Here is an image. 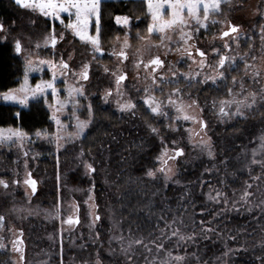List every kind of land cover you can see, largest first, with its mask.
<instances>
[{
    "label": "rangeland",
    "instance_id": "obj_1",
    "mask_svg": "<svg viewBox=\"0 0 264 264\" xmlns=\"http://www.w3.org/2000/svg\"><path fill=\"white\" fill-rule=\"evenodd\" d=\"M5 2L2 1L3 4ZM8 4L10 5H5L11 13L10 19L6 21L0 19L8 32L0 34V37L7 35L12 55L17 58L21 66L24 68L26 59H31L37 66L40 60L52 61L56 65L63 60L68 68L64 74L59 67L54 69L58 78L55 84L58 90L57 96L53 98L49 92L47 103L43 98L40 99L48 109L52 122L51 129L42 128L25 133L15 126L0 127L2 130L0 134L4 137L0 140V180H12L13 176L20 179V194L23 200L17 203V208L24 224L29 229L35 230V241L38 244L32 257L33 264H54L48 255L49 252L45 250L44 242H50L51 246L60 242L62 237H67L68 241L67 264H109L110 255L115 254V258H118L117 251H123L129 243L123 220H126L129 213L136 208L127 207V203L132 200L120 203L119 192L116 199H112L106 192L97 197L94 193V185L120 178L110 174L113 169L111 166L117 161L125 165L135 161L136 154L146 150L149 145L154 151L146 156H140L143 157L144 162L153 163L150 169L154 173L152 178L156 177L155 173H162L161 177L165 180V173L168 169H172L171 179L175 175L179 157L168 161L165 165L163 159L172 153V150L181 147L183 152L187 150L197 153L202 150L207 152L209 148L205 147L204 142L210 146L216 122L221 125L226 124L231 119L244 116L247 111L263 105L264 0L222 2L221 7L223 4L225 7H220L219 12L210 14L205 22L206 27H201L194 20H188V26H178L165 33L148 32V27L152 23L148 9L143 34L139 33L143 27H137V19L132 20L128 17L127 24L122 21L117 23L121 32L109 44H102L99 40V48L114 53L126 50L128 58L123 63L118 56L100 58L93 52L90 53V49L95 50L91 44L82 42L71 30L65 29L64 25L69 23L67 14H61L64 20V24H61L59 20L41 15L38 10L34 12L18 7L14 0ZM184 15L187 19V12ZM200 17L203 20L202 9ZM164 18H169L167 10ZM72 19L74 20V17ZM229 22L237 25L238 31L221 37L220 32L228 27ZM53 30L57 43L53 47L49 40L46 47L45 37L51 36ZM88 33L90 36H96L94 18L93 23L89 25ZM188 36H191V39ZM16 39L22 44L23 53L20 55L14 53ZM195 41L205 47L207 52L205 58L196 54L187 55L186 50L192 48V43ZM155 53L164 57L166 72L155 76L149 70L141 72L140 65L135 60L148 58L150 54ZM221 56L229 58L220 69L224 73L223 78L217 76V66ZM85 65H88L87 80L82 76ZM43 69L42 72L30 74L31 87H35L41 80L52 79L53 69L48 65H44ZM120 70H127V79L119 84L115 92L108 94V89L113 83L110 71L119 73ZM232 72L234 75L230 76L229 82L225 81V75ZM206 77H216V79L201 83ZM22 80L23 75L19 83L12 88H18ZM220 83L224 86L221 90L222 94L218 93V88L212 90ZM73 88L82 89L83 96L77 97L73 93L70 97L69 90ZM230 89L231 94H229ZM106 95L107 99H105ZM253 95H255V104L251 109L242 106V115H231L236 112L235 103L225 107L228 116L220 114L222 100L243 101L246 105L253 103ZM93 96L100 98L103 105H112L118 114L126 116H132L138 106L145 107L155 121V124L150 125L147 130L148 134L152 132L151 129L157 130L151 133L154 141L148 143L145 138L148 135L141 136L137 133L136 127L133 128L132 122L128 125L127 122L126 127H121L118 131L115 128L116 130L109 133L103 145L89 148L87 145L93 140V136L89 135L90 130L94 128L92 113L91 123L84 136L75 140L67 139L69 134L76 132V117L80 121L89 120L88 107L91 105L89 98ZM153 98L154 103H145L146 100L151 102ZM57 102L64 105L59 111H57ZM125 103H132L135 108L121 111L120 105ZM156 105L160 106L159 113H153L151 110ZM53 114L59 118L62 125L68 127H58L56 121L51 119ZM185 115L190 119L185 120ZM201 121L206 125L202 129H200ZM9 130L12 132L18 130L21 135L7 139L10 135ZM128 130L131 132L127 133ZM58 137L62 139L58 140ZM58 144L61 145L59 149ZM87 165L95 171L89 173ZM160 167L164 172L159 171ZM27 171H30L37 180V193L33 197L23 184ZM133 175L140 176L139 173ZM126 179L128 184L133 178L128 176ZM81 180H86L87 186L82 187ZM138 189L132 188L128 192L129 199L141 197V194L136 192ZM73 205L78 206L79 222L75 227L69 223L65 226L62 219L69 214L74 216ZM96 216L100 219L96 220ZM119 218L123 219H120L123 223L121 227L116 224V219ZM61 257L60 253H55L53 258L61 259ZM127 258L129 259V256Z\"/></svg>",
    "mask_w": 264,
    "mask_h": 264
},
{
    "label": "trees",
    "instance_id": "obj_2",
    "mask_svg": "<svg viewBox=\"0 0 264 264\" xmlns=\"http://www.w3.org/2000/svg\"><path fill=\"white\" fill-rule=\"evenodd\" d=\"M2 1L10 5L11 0H0V19L6 21L11 13ZM224 7L225 4L221 8ZM101 13L99 40L105 45L121 32L116 17L124 15L137 19V27H143L139 33L143 34L146 27L147 8L143 0H102ZM22 75L23 67L12 55L10 43L0 42V91L15 87ZM232 75L233 72L226 74L224 80L229 82ZM216 88L222 94L224 86L220 83L212 90ZM91 108L100 110L94 104ZM17 112L21 113L20 118L15 117ZM106 117L107 123H93V140L89 141V148L103 145L106 136L115 128L118 131L126 127L122 118L113 120ZM2 126H15L30 133L42 128L51 129L52 122L48 109L41 101L32 102L24 109L0 103ZM136 129L141 136L148 135L145 137L148 143L154 141L145 128ZM262 135L264 103L226 124L216 122L209 146L212 155L203 150L199 153L183 152L170 180L165 181L162 173H155L154 178L147 175L153 163L149 160L144 162L140 155L153 152L150 145L137 153L135 161L127 165L118 161L112 163L110 174L120 178L95 184V195L100 197L106 192L116 199L119 192L120 203L132 200L127 207L136 209L129 213L126 220L116 219L118 227L123 224L120 219L124 221L129 243L125 246L126 252L118 250L119 257L110 255L108 263L264 264V148H261L259 139ZM133 173L140 176L134 177ZM128 176L133 179L126 184ZM81 181L82 187L87 186L86 180ZM132 188H139L136 192L141 197L129 199L127 195ZM245 192L250 195L242 199ZM181 236L185 239H180ZM137 240L141 243H135ZM175 257L183 259L177 261Z\"/></svg>",
    "mask_w": 264,
    "mask_h": 264
},
{
    "label": "snow or ice",
    "instance_id": "obj_3",
    "mask_svg": "<svg viewBox=\"0 0 264 264\" xmlns=\"http://www.w3.org/2000/svg\"><path fill=\"white\" fill-rule=\"evenodd\" d=\"M147 4L148 14L152 18V23L148 27L149 33L154 32H161L165 33L168 30L175 29L178 26H188V20H194L196 24L200 25L201 27H206V21L209 19L210 14L217 13L220 10L221 3L222 2H229V0H145ZM14 3L23 9H30L32 11H39V13L45 17H51L55 20H59L61 24H64V20L61 18V14H67L69 23L64 25L65 29L71 30L74 36L79 37V39L82 42L91 44L95 51H99V37L102 32V13H101V3L102 0H14ZM203 11V20H201L200 17V11ZM169 12V18L165 19L164 14L165 11ZM185 12H187V19L185 18ZM74 17V20L72 19ZM94 18V26L96 31V36H90L88 33V28L90 23H93ZM117 23H120L121 21L124 24H127L129 21V18L127 16L125 17H116ZM238 31L237 27L234 25H229V31H225L222 33L223 36H229L230 33H236ZM8 29L4 27L3 22H0V34L7 33ZM187 35V34H184ZM183 38V37H182ZM189 39H191V36H188ZM61 39H63V36H61ZM8 40L7 35H4L0 37V42L6 43ZM49 40L51 41V45L55 47L57 40L54 34L51 36L45 37L44 44L47 47L49 44ZM185 43H187V40H185ZM39 47V45H37ZM227 47V45H226ZM199 55L203 57L205 55L204 52H200L197 50ZM14 53L16 55H20L23 53V48L21 41L19 39L15 40L14 44ZM120 55L122 57H125V54L123 51H121ZM191 55V53H189ZM126 58V57H125ZM234 59V58H233ZM229 60L228 57L221 56L218 66H217V76L223 78L224 73L220 71L226 64V62ZM152 64L156 66H160L162 64V61L159 58H155L151 61ZM39 66L32 61L31 59H26L24 63L23 68V80L20 82V85L18 88H9L6 91H0V103L7 104L8 106H20L21 109L27 108L30 103L36 102L38 103L40 99H44L45 103H47V95L50 92L53 98H55L58 94V90L55 87L57 76L55 72V68L59 67L61 69V73L64 74L65 70H67L68 65L61 60L59 65L54 64L52 61H45L40 60L38 62ZM48 65L50 69H53L52 72V79L49 81L41 80L39 83L35 85V87H31L29 84V77L31 73L34 72H42L43 66ZM201 65L203 66V61H201ZM147 66V65H145ZM88 65L84 66V72L82 73L83 79H88V72H87ZM155 71V69H153ZM19 79V78H18ZM124 76L118 77L117 84L120 83V81L124 80ZM163 79V78H161ZM216 77H206L205 81H202L201 83L207 82V80H213L215 81ZM233 83H235V78H233ZM75 94V96L80 97L83 96V91L80 88H73L69 90L70 97L72 94ZM229 94H231V89L229 90ZM105 99H107V95L105 96ZM145 103H154V98L150 102L148 100L145 101ZM232 103H235L237 108L236 112L231 113L232 116H239L242 115V106L251 109L253 105L255 104V95H253V103L252 104H244L243 101H228V100H222L220 102V114L222 116H228L229 113L225 111L226 106H230ZM57 111L60 110L61 107L64 105L60 102H57ZM135 105L132 103H125L120 105L121 111H127L130 109H134ZM76 110L74 106V111ZM153 113H159L160 106L156 105L155 107H152ZM179 111H183V109H178ZM88 111L90 114V118L87 121H80L78 117L77 123L75 125L76 132L74 134H69L67 139L69 140H75L80 139L82 136H84L86 129L89 127L91 123V112L92 108L91 105L88 107ZM16 118L21 117V113L17 112L15 113ZM51 119L55 120L58 127H68L67 125H62L59 118L53 114ZM185 120L190 119L189 116H184ZM202 127H206L203 122H201ZM10 131V135L7 137V139H11L12 136H19L21 135L18 130L16 132ZM153 132H156V129H152ZM0 133H2V130H0ZM37 135L39 136L40 133L38 132ZM4 137L2 134H0V140H3ZM62 139V137L57 138ZM261 141V148H264V135H262L260 138ZM205 147H209L207 142H204ZM61 145L58 144V149ZM255 154V152H254ZM183 155L182 150L177 149L175 152V156L172 157V159H175L176 157H179ZM208 155L211 156L212 152L209 147ZM253 163H256V161H253ZM88 168L89 173H92L95 171L90 165L86 166ZM159 171L164 172V169L161 168ZM172 172V169H168L167 173H165V180L170 179V174ZM147 175L149 177L154 176L153 171L149 170L147 172ZM26 185H29L32 189V193L35 194L36 192V181L32 180L30 178L26 179L24 181ZM0 185H3L5 188L8 187L7 183L0 180ZM248 187H251L250 185ZM250 193L245 192L244 197L242 199L246 198ZM91 199V197H90ZM96 220H99L100 217L96 216ZM4 220V217L0 216V225H2V222ZM74 221L70 218L67 223L72 224ZM78 223L79 221H75ZM203 223V221L201 222ZM208 231H211V229H208ZM178 233H173V235H177ZM190 238V237H189ZM180 239H185V237L181 236ZM17 241H14V247L17 252L22 253V249L17 245ZM19 243H22V241H19ZM135 243L140 244L141 241L137 240ZM158 248L162 247V245H157ZM0 248H3V244H0ZM123 251H127V249H124ZM21 259L23 260V255H21ZM177 261L182 260V257H175Z\"/></svg>",
    "mask_w": 264,
    "mask_h": 264
},
{
    "label": "flooded vegetation",
    "instance_id": "obj_4",
    "mask_svg": "<svg viewBox=\"0 0 264 264\" xmlns=\"http://www.w3.org/2000/svg\"><path fill=\"white\" fill-rule=\"evenodd\" d=\"M230 24L236 26L238 29L237 25L233 24L232 22H229L228 27L223 29L220 32L221 37H225L222 35V33L229 29ZM230 34H232V33H230ZM99 49L100 50L98 52L95 50H92V49H90L89 52L90 53L93 52L94 54H96V56H98L100 58H102L104 56H109V57L118 56L119 60L122 63L126 61V58H128L126 50L123 51L125 54V57H126L125 58V57H122L120 55L121 52L114 53L113 51L106 50L105 48H99ZM197 50L205 53V55L202 58L206 57L207 52L205 51V47H203L201 44L197 43L196 41L192 43V48H189L186 50V53L188 56H191L192 54L199 55ZM189 53H191V55H189ZM155 58H159L162 61V64L160 66H156V65L151 63V61ZM135 61L137 62L138 65H140V71L141 72L149 70V72L154 76L159 75L163 72H166V70H164L165 65H166V63L164 61V57H162L161 55H159L157 53L150 54V56L148 58H145V59L144 58L143 59L137 58ZM145 65H147V66H145ZM153 69H155V71H153ZM110 73H111L112 78H113V83H111L112 87L110 89H108V94H112L113 92H115L118 89L119 84L124 83V81L127 79V70H120L119 73H116L114 71H110ZM120 76H124L125 79L120 81L119 84H117L118 77H120ZM137 76H138V74H137ZM89 99H90L91 105L94 104V105H98L100 107V110L97 111L95 109L91 112L92 117L94 119L92 121L93 123L94 122L96 124L107 123L108 118L106 116H109V117H111L110 119H113V118L121 119L122 118L124 120L125 124L128 122L127 125L129 124V122H132L133 128L134 127H136V128L143 127L146 130H148L150 125H152L153 123L155 124L154 118L152 117L151 113L149 112V110H147L143 106H138L135 110V113H132V116L131 115L126 116V115H123L121 113L118 114L114 110L112 105H109V104L103 105L101 103L100 98L93 96ZM201 122H203L205 125L204 121H201ZM202 128L203 127L200 125V129H202ZM151 131H152V129H151ZM91 132H92V129L89 132V135H91V137H92ZM179 148H181V147H179ZM40 153H42V152H40ZM173 153H174V150H172V153H170L169 155H167L163 159V165H165L170 160H174L171 158ZM176 158H178V157H176ZM163 165H162V167H163ZM160 169H161V167H160ZM29 174H30V177L34 178L36 181V192H37V180L32 175V173L30 171H27L24 181L29 178ZM2 181L6 182L8 187L5 188L3 185H0V216L4 217L2 225H0V244H3V248H0V264H33L34 258H32V257H34V255H35L36 245H38V244L35 241V239H36L35 230L29 229L26 226V224H24V222L21 220L19 209L17 208L18 207L17 203L22 202V200H23V197L20 194V191H21L20 179L17 176L16 177L13 176L12 180L8 179V180H2ZM24 181H23V184L29 189L30 196L31 197L35 196L36 192H35V194H33L32 189L29 187V185H26L24 183ZM77 212H78V206L73 205L72 213H74V216L72 217L70 214L65 216L64 219H62V223L65 226H67V224H68L67 221L71 218L74 221L72 223V227H75L77 224L75 221L78 220ZM14 241L18 242L16 246H18L22 249V253L17 252L15 250V247L13 244ZM19 241H22V243H19ZM44 243L46 245L45 250L47 252H49L48 255L54 264H67V257H68L67 237H62L60 242H58L57 244H53L51 246H50V242H48V241H46ZM48 247H50V248H48ZM55 253L56 254L60 253V255H62L61 259H58L59 257L54 259L53 257L55 256ZM21 255H23V260L21 259Z\"/></svg>",
    "mask_w": 264,
    "mask_h": 264
},
{
    "label": "water",
    "instance_id": "obj_5",
    "mask_svg": "<svg viewBox=\"0 0 264 264\" xmlns=\"http://www.w3.org/2000/svg\"><path fill=\"white\" fill-rule=\"evenodd\" d=\"M227 31H229V29H228ZM177 149H180V150H182L181 148H177ZM177 149H176V150H177ZM176 150H174V153H173V155L171 156V158L175 156V152H176ZM182 152H183V151H182ZM30 178H31L32 180H35V179H34V178H32V177H30ZM29 187H30V186H29ZM30 188H31V187H30Z\"/></svg>",
    "mask_w": 264,
    "mask_h": 264
},
{
    "label": "bare ground",
    "instance_id": "obj_6",
    "mask_svg": "<svg viewBox=\"0 0 264 264\" xmlns=\"http://www.w3.org/2000/svg\"><path fill=\"white\" fill-rule=\"evenodd\" d=\"M37 193V192H36Z\"/></svg>",
    "mask_w": 264,
    "mask_h": 264
}]
</instances>
